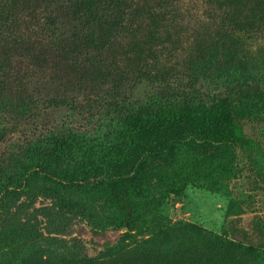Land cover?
Returning <instances> with one entry per match:
<instances>
[{
  "label": "rangeland",
  "instance_id": "374dc122",
  "mask_svg": "<svg viewBox=\"0 0 264 264\" xmlns=\"http://www.w3.org/2000/svg\"><path fill=\"white\" fill-rule=\"evenodd\" d=\"M219 2L140 0L153 19L64 22L19 95L0 93V165L19 147L79 163L139 112L226 103L264 118V0ZM138 213L127 230L93 188L37 179L0 207V264H264V248L231 244L262 243L264 181L241 152L236 178L204 173L179 196L150 186Z\"/></svg>",
  "mask_w": 264,
  "mask_h": 264
},
{
  "label": "trees",
  "instance_id": "16d2710c",
  "mask_svg": "<svg viewBox=\"0 0 264 264\" xmlns=\"http://www.w3.org/2000/svg\"><path fill=\"white\" fill-rule=\"evenodd\" d=\"M168 1L154 3L166 7ZM139 2L0 0V93L19 95L45 53H51L64 22L116 25L153 19L140 17ZM201 2L209 10L220 4L219 0ZM245 125L257 131V139L243 133ZM33 150L19 147L7 153V162L0 165V207L20 197L37 179L64 189L93 188L106 199V207L120 218L121 226L131 230L150 186L166 196H179L188 182L204 173L230 181L238 175L240 152L264 181V118L247 107L226 103L185 105L129 115L112 140L84 151L79 163L64 152H49L45 160L37 152L28 159ZM234 208L241 213L238 203ZM257 228L261 244L235 240L231 244L250 252L264 248V222H258Z\"/></svg>",
  "mask_w": 264,
  "mask_h": 264
}]
</instances>
